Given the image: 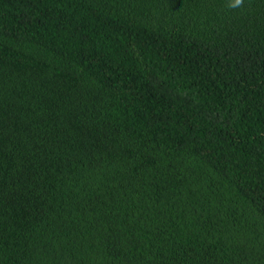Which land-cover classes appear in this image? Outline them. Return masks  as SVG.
<instances>
[{
    "label": "trees",
    "instance_id": "trees-1",
    "mask_svg": "<svg viewBox=\"0 0 264 264\" xmlns=\"http://www.w3.org/2000/svg\"><path fill=\"white\" fill-rule=\"evenodd\" d=\"M0 0V264H264V0Z\"/></svg>",
    "mask_w": 264,
    "mask_h": 264
},
{
    "label": "clouds",
    "instance_id": "clouds-1",
    "mask_svg": "<svg viewBox=\"0 0 264 264\" xmlns=\"http://www.w3.org/2000/svg\"><path fill=\"white\" fill-rule=\"evenodd\" d=\"M244 4V0H232V2L229 4L230 8H240Z\"/></svg>",
    "mask_w": 264,
    "mask_h": 264
}]
</instances>
